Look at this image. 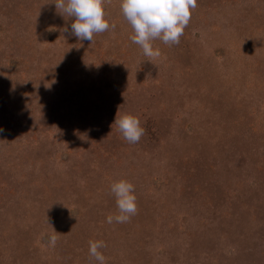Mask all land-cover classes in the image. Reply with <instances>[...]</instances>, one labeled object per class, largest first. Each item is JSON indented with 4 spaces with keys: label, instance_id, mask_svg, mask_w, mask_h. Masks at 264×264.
Segmentation results:
<instances>
[{
    "label": "rangeland",
    "instance_id": "374dc122",
    "mask_svg": "<svg viewBox=\"0 0 264 264\" xmlns=\"http://www.w3.org/2000/svg\"><path fill=\"white\" fill-rule=\"evenodd\" d=\"M55 3L0 0V264H264V0H197L155 58L120 0L91 44ZM121 179L138 210L108 223Z\"/></svg>",
    "mask_w": 264,
    "mask_h": 264
},
{
    "label": "clouds",
    "instance_id": "9594fccd",
    "mask_svg": "<svg viewBox=\"0 0 264 264\" xmlns=\"http://www.w3.org/2000/svg\"><path fill=\"white\" fill-rule=\"evenodd\" d=\"M55 6L64 17L72 18L70 34L79 41H93L94 34L115 28L106 18L104 0H56ZM123 17L131 26V41L138 45L149 58L160 56L161 51L154 47L157 39L166 45L178 44L180 37L190 22L192 10L197 7V0H120ZM64 31H68L67 28ZM124 140L137 143L144 134L138 117L125 114L114 120ZM4 131L0 128V133ZM111 193L115 196L119 214L107 217L108 223H126L137 213V197L134 185L125 179L111 184ZM48 236V246L55 247L58 233ZM103 240L89 241V255L98 264H106V257L101 251L106 247Z\"/></svg>",
    "mask_w": 264,
    "mask_h": 264
}]
</instances>
